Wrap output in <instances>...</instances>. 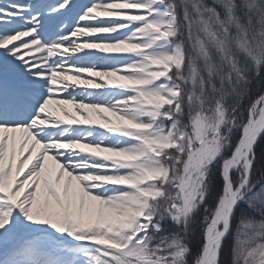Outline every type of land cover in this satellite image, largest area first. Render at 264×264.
I'll list each match as a JSON object with an SVG mask.
<instances>
[{
  "label": "snow or ice",
  "instance_id": "1",
  "mask_svg": "<svg viewBox=\"0 0 264 264\" xmlns=\"http://www.w3.org/2000/svg\"><path fill=\"white\" fill-rule=\"evenodd\" d=\"M0 264H264V0H0Z\"/></svg>",
  "mask_w": 264,
  "mask_h": 264
},
{
  "label": "bare ground",
  "instance_id": "2",
  "mask_svg": "<svg viewBox=\"0 0 264 264\" xmlns=\"http://www.w3.org/2000/svg\"><path fill=\"white\" fill-rule=\"evenodd\" d=\"M22 39H27V38H22ZM38 55V54H37ZM65 107H67L68 108V110H69V112H71L73 115H75L76 114V112H75V109L74 108H72V106L71 105H66ZM59 110V109H58ZM58 113H59V111H58ZM60 114V113H59Z\"/></svg>",
  "mask_w": 264,
  "mask_h": 264
},
{
  "label": "rangeland",
  "instance_id": "3",
  "mask_svg": "<svg viewBox=\"0 0 264 264\" xmlns=\"http://www.w3.org/2000/svg\"><path fill=\"white\" fill-rule=\"evenodd\" d=\"M51 107H52L53 109H55V111L57 112V114H59V113H58L59 110H58V108H56L55 105H52Z\"/></svg>",
  "mask_w": 264,
  "mask_h": 264
}]
</instances>
